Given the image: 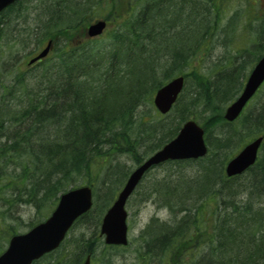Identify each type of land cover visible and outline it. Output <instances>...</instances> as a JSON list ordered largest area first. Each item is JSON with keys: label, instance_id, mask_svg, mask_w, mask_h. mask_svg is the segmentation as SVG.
Masks as SVG:
<instances>
[{"label": "rangeland", "instance_id": "374dc122", "mask_svg": "<svg viewBox=\"0 0 264 264\" xmlns=\"http://www.w3.org/2000/svg\"><path fill=\"white\" fill-rule=\"evenodd\" d=\"M68 2L74 4V13L90 8L93 13L101 14L103 17L108 15L106 10L108 5L105 0H68ZM144 2L130 1L131 13H136V17L131 20H138L135 21L136 31L142 34L141 48L135 49L136 46L131 42L133 47L131 52H127L130 50V45H127V50L122 55L113 54L102 60H93V70L97 73L78 80V83L87 81L88 92L84 89L85 96L81 93L82 98L87 99L93 94V99L99 101L103 100L104 93L112 94L119 86L122 88L121 94L128 93V89L131 91L134 77L145 82L144 86L138 88L135 100L129 102L131 109L128 117L129 121L133 122V134L138 138L135 137L138 149L131 147L125 151L120 148L117 153L109 154L108 161L103 160L92 166L90 177L82 175L80 176L82 178L77 179V176H73L75 183H72V187L84 183L93 185L94 207L75 225L64 244L37 264H83L88 254L91 255L92 264L177 262L178 264H210L209 251L220 249V246L215 244V235L220 226L219 219H222L223 224L226 217L231 214L226 208L232 202L239 205L240 209L251 203H256L258 209H254L255 211L264 207V197L256 196L255 193L254 175L247 172L229 182L219 179L211 189V193L217 192L218 196L220 192V195L205 202L203 222L197 219L196 223L195 219L196 209L204 202L199 198L204 186L211 185L207 182L211 179L209 176L217 174L222 169L224 171L228 161L248 142L264 135V119L259 118V115L264 117V85L252 99L242 117L231 125L226 124L224 120L227 107L242 93L248 75L258 56L260 57L259 50L264 46V0H222L221 4H217L218 18L215 13L207 11V3L198 0H193L196 2L194 5L188 4L187 11L192 12L198 5L201 10L199 14L174 13L172 18L171 13H160L151 18L147 13L140 12L141 6L146 3ZM89 3L91 6L88 5ZM19 9L25 12L17 13ZM13 10L14 16L10 17L9 13L2 16L3 20L9 23L8 28L11 33L0 39V111L4 113L0 122V231L5 235L0 238V247L3 249L6 248L11 234L5 233L7 229L10 231L16 229L21 233L29 230L51 214L57 204L55 201L59 198L58 195L48 203L45 200L42 207L36 204L38 199L35 203L32 201L26 203V197L23 201L16 199L19 196L18 191L13 187L16 186L13 178L21 174L22 160L17 158L15 152L2 155L5 152L3 145L5 143L11 145L14 142L11 136L13 129L33 126L36 117V113L33 112L38 108L39 112L45 107L50 111L52 108L63 109L67 105L65 104L67 97H63V94L62 97L58 96V102L54 101L57 95L55 93L52 95L53 86H58L60 80H63V83L65 80L64 74L57 68V62H53L48 67L49 70L46 68L47 65L36 64L30 67L22 89L14 87L13 73L16 70L15 65L26 69L27 63L32 58L31 54L36 55L42 49L36 46L34 34L37 36L40 28L47 27L48 22H54L50 21L55 18L52 13H57L58 18L60 14H62L61 18L69 14L61 10V0H22V3ZM119 24L120 22L110 17V27L105 39L100 41L102 45L108 44L109 51L113 48L111 45L113 37L119 28H123V25ZM8 28L4 27L5 30ZM14 34L18 35L15 40H13ZM178 41L184 44L179 45ZM183 51L185 52L183 57L176 56L177 52ZM134 53L138 55L135 56ZM54 54L52 58L56 57ZM185 58L189 59L188 62L184 61ZM110 76L112 78L109 80ZM176 76L185 77L183 93L170 114L160 115L154 107L153 98L161 86ZM113 80L117 81L112 82ZM92 87L94 90L91 93ZM16 90H21L23 96L16 93ZM28 93L32 96L31 99L27 97ZM207 99L211 102L208 103ZM78 101V104H81V100ZM88 101L89 104L85 105L89 112L94 100L88 99ZM194 102H198L197 105H193ZM30 103H33L32 107L37 109L30 111L26 124L7 126L11 114L19 109L17 106ZM133 104L135 107H132ZM73 114L74 112H68L59 117L60 124L45 129L35 141H43L50 137L53 141L63 142L64 131L72 123ZM186 119H193L205 128L206 141L210 148L209 155L197 162L168 163L150 170L126 206L130 226L129 244L117 248L107 246L101 237L104 214L112 206L116 196L140 162L166 144L171 131H177V128L179 130ZM152 124H157L159 129H153ZM149 128L151 132H145V129ZM108 150L109 146L105 145L103 152ZM263 158L264 145L260 153V159ZM47 159V156L43 155L31 161L46 163ZM52 169L53 166L46 167L35 174L34 179L41 181V173L46 176ZM33 172L34 170H31L30 173L33 175ZM53 173L57 174L56 171ZM26 182L30 190L32 185L27 179ZM42 196L40 194L39 197L44 198ZM182 206L187 207L186 210L192 209L187 220ZM170 218L173 220L163 228V223ZM175 225L187 232L192 242L179 248L172 247L168 251L159 250L158 247L165 244L159 245L158 242L161 240L157 239L161 234L171 232ZM248 229L251 231V228ZM239 239L246 244L243 245L244 248L249 247V240H246L245 236L243 240L241 237ZM258 243H262V238H259ZM212 244L215 245L210 246ZM253 246L256 245L250 244L252 249L249 248L248 253L254 252ZM221 248L223 250L222 245ZM213 253L217 254L215 251ZM235 253L237 254V250ZM233 257L228 255L226 258L219 255L217 258L214 257L212 264H230L231 259L236 262ZM240 258L239 261H242L249 258V255L241 253ZM223 259H226V263Z\"/></svg>", "mask_w": 264, "mask_h": 264}, {"label": "trees", "instance_id": "16d2710c", "mask_svg": "<svg viewBox=\"0 0 264 264\" xmlns=\"http://www.w3.org/2000/svg\"><path fill=\"white\" fill-rule=\"evenodd\" d=\"M144 1L146 2V6L144 4V8L142 10L143 13H150V15L152 13H174L171 6L173 0ZM182 2L184 3V0H182ZM206 3L208 8L207 11L209 10V13H215L216 18H218L219 9L217 7V4H221L222 0H205L204 4ZM194 8L196 9L194 13L201 12L199 7L196 6ZM178 12L181 13V11H176V13ZM14 14L15 13H12L10 17H12ZM77 18L78 14L76 16V19ZM48 24L49 26L45 27L46 34H50L54 29L61 28L60 24L59 27L52 26V24H56L54 22H48ZM130 30L136 35V31L133 27H130ZM2 32L3 29L1 28L0 23V35L2 34ZM145 38H147V36ZM138 40H140L139 37ZM140 42L142 43L143 41ZM182 44L184 43H179V45ZM258 44H255V46ZM69 49L70 46L64 47V51H62L61 56H63L64 53ZM184 53V51L177 52L176 56L183 57L185 55ZM68 54L69 57L66 65H71L72 61L76 60L77 56L79 58L81 57L77 54H74L73 51ZM85 60H87V58H85ZM188 60V58L184 59L185 62H188ZM85 64L86 63L81 65V72L87 71ZM81 77L82 75H80V78ZM76 79L77 78L68 77L67 79H65L66 81L64 83L62 80H60L58 86L54 85L51 89L52 95L53 93L57 95V98H54V101L58 102V96L62 97L63 94V97H67V101H65V104H67V113L74 112L72 123L64 131L65 137L63 142L59 143L53 141L50 137L43 141H35L36 137L43 134L45 129L48 130L49 127L60 124L59 117L66 115V113L62 115H57L56 113V115L54 116V112H57L58 108H52V110L47 111L45 107L39 112V108L37 109V107H32L33 103H30L29 105L21 106L22 109L11 114V120H9L10 125H21L22 123L26 124L27 119H29L30 111H32L33 109H37L33 112V114L36 113V117L34 118V116L32 115L34 118L33 126L28 128L26 127L25 129H23L22 127H20V129H13L11 131V136L12 138H14V142L11 145H8V143H5L3 145L5 152H3L2 155H10L14 154L13 152H15L17 158L22 160L23 170L19 176L13 178V182L16 184V186L13 185V187L18 191L19 196L16 199H21V201H23L24 197H26V203L30 201L35 203V200L38 199L36 204H39L42 207L43 204H45V200L46 203H48V201H52V198H55L61 193L68 191L70 187H72V183H75L73 182V176H77V179L82 178L80 177L82 175H84V177H90L92 175V166L100 163L103 160L104 162L108 161L110 159V153H117L116 151L120 148H123L125 151L127 149H130L131 147L136 150L138 149V138L133 134V122L129 121L128 117L131 109V104L129 102L131 100H135L138 88L144 86L145 82L134 77L132 79V86L130 87L131 91L127 88L128 93H126L125 95L121 94L122 88L121 86H119L115 91H113L112 94H109L110 92L104 93L102 95L103 100L99 101V99H93V94H91V97L89 96L87 99L82 98V96H85L83 90H88L86 88L87 81L78 83ZM24 80V73L18 72L14 80V87H16L17 89H22V87L25 86ZM90 89L92 93L94 88L92 87ZM16 92H21V90H16ZM9 93L12 94V92ZM27 97L29 99L32 98L29 93L27 94ZM79 99L81 100V104H78ZM88 99L90 101L94 100V102L92 103V108L89 112L86 108V105L89 104ZM32 101H34V99ZM207 101L208 103L211 102L210 99H207ZM197 103L198 102H194L193 105H197ZM107 106L111 107L109 108ZM30 107H32L31 110ZM132 107H135L134 104L132 105ZM3 115L4 113L0 111V122L1 116ZM14 116L16 119H14ZM259 118L264 119V117L262 116H260ZM151 126L155 130L159 129V126L157 124H152ZM22 130L24 132H22ZM176 130H178V128ZM145 132L150 133L151 128L145 129ZM176 133L177 131H171L168 138H171V136ZM105 145L109 146V150L107 152H103V147ZM43 155L47 156L48 158L47 160H45L46 163L31 161L32 159H39ZM50 166H53L54 169H52V171L49 170L46 176H44V173H41V181L34 179L35 174H38L39 172H41V170L46 169V167L49 168ZM31 170H34L33 175L30 173ZM54 171H56L57 174L53 173ZM250 172L252 173V175H254V178L256 180L254 181L255 193L259 194L261 197H264V158L259 159L257 164L251 169ZM209 178L211 179L207 178V182L211 185L204 186V190L199 197L201 198V200H204V202L202 206L196 209V217L197 214L199 216L205 213L206 201L215 196L218 198V196L220 195V192L218 196L217 192L211 193V189L215 187V183L219 182V179L228 180L227 182L232 180V178L224 176L223 169L217 174L210 175ZM26 179L33 186H30V190L26 186ZM32 179L34 180L32 181ZM90 185L93 186L91 183ZM40 190L42 191L40 192ZM40 194H42V197L44 198H40ZM255 204L256 203H251V205L244 206L242 207V209H240V206L234 202H232V204H230L229 206L227 204L229 208L227 207L226 211L229 210L231 214L226 217L223 224L221 223V228L219 230V233L217 234L218 237H216V243L220 246V249L209 251L208 257L211 258V260H209L210 264L213 263V259H215L214 257L217 258L219 257V255L220 257L224 256L226 258L228 257V255L232 257L234 255L233 258L236 259V262L231 259L230 264H249L248 261L251 262L250 264H264V207L258 211H255L254 209H258ZM223 206L226 207L225 205ZM186 208L187 207L182 206V209H185L184 212H187L189 217L190 209L186 210ZM248 228H251V231H249ZM16 231V229H13V231L7 229L5 233H16ZM1 236L5 235L0 231V238ZM243 236H245L246 240H249V247L247 248L243 247V245L246 244H244L239 239V237H241L242 239ZM259 238H262V243H258ZM167 239L168 237L165 236L161 241L162 243L158 242V244L162 245L167 241ZM175 241L176 245H178L177 248H179V246H181L182 244H187L188 240L187 238L185 240L182 238V236L176 234ZM220 244L223 246V250H221L222 248ZM250 244L256 245L253 246L254 252L252 254L247 252V250L250 248ZM162 248H164V246L158 247L159 250H162ZM1 250L2 247H0V251ZM235 250H237V254L235 253ZM214 251L217 254H214ZM241 253H247L249 255V258L239 261L241 260ZM235 256H237V258H235ZM223 260L225 261L224 263H226V259Z\"/></svg>", "mask_w": 264, "mask_h": 264}, {"label": "water", "instance_id": "95a60500", "mask_svg": "<svg viewBox=\"0 0 264 264\" xmlns=\"http://www.w3.org/2000/svg\"><path fill=\"white\" fill-rule=\"evenodd\" d=\"M13 1L0 0V10ZM104 28V22H99L89 28V35H98ZM48 50V48L45 49L35 60L46 56ZM263 81L264 58L250 76L243 95L228 109L226 114L228 120L233 121L240 114ZM182 88L183 78H179L158 91L155 104L162 113H167L171 109ZM203 136L204 131L195 122L187 123L175 141L167 145L132 174L118 201L105 218L103 233L107 234L108 243H127L124 206L144 173L152 165L167 159L204 156L207 153V148ZM261 142L262 139L256 140L229 163L227 167L229 176L241 174L255 163ZM91 206L92 191L88 187L63 195L57 210L50 219L36 227L32 232L23 236H16L11 240L8 250L0 257V264H31L45 253L57 248L75 220L87 212ZM85 264H90L89 259Z\"/></svg>", "mask_w": 264, "mask_h": 264}, {"label": "bare ground", "instance_id": "6f19581e", "mask_svg": "<svg viewBox=\"0 0 264 264\" xmlns=\"http://www.w3.org/2000/svg\"><path fill=\"white\" fill-rule=\"evenodd\" d=\"M56 113H57V115L65 114V113H67V109H66V107L63 108V109H57V112H54V116L56 115ZM257 195H258L259 197H261L259 194H256V196H257ZM185 217H188V214H186Z\"/></svg>", "mask_w": 264, "mask_h": 264}]
</instances>
